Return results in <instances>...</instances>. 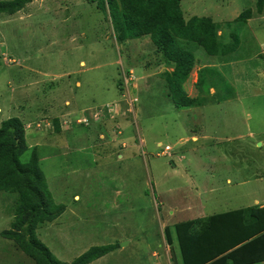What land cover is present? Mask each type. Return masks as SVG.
I'll use <instances>...</instances> for the list:
<instances>
[{
  "label": "rangeland",
  "instance_id": "1",
  "mask_svg": "<svg viewBox=\"0 0 264 264\" xmlns=\"http://www.w3.org/2000/svg\"><path fill=\"white\" fill-rule=\"evenodd\" d=\"M257 1L182 2L185 18H210L207 29L223 44L210 54L201 26L174 31L195 53L185 91L198 96L206 67L222 77L217 94L229 98L209 95L189 108L169 97L165 74L173 64L149 36L118 43L98 0H31L0 16V122H24L29 150L21 160L37 147L49 190L66 205L37 228L58 259L118 244L92 264H175L165 227L264 203V9ZM247 9L252 18L236 22ZM16 200L0 192V234L11 227ZM0 264L35 263L0 235Z\"/></svg>",
  "mask_w": 264,
  "mask_h": 264
},
{
  "label": "trees",
  "instance_id": "2",
  "mask_svg": "<svg viewBox=\"0 0 264 264\" xmlns=\"http://www.w3.org/2000/svg\"><path fill=\"white\" fill-rule=\"evenodd\" d=\"M184 0H98V7L108 17L118 43L149 36L152 43L173 64L165 78L169 97L181 108L207 104V96L217 97L220 103L229 98L218 95L222 77L214 69L202 68L195 86L198 96L187 95L184 84L190 78L196 59L194 51L183 44L174 31L188 33V28L201 26L199 40L207 53H213L222 42L216 32L207 29L211 19L193 16L185 18ZM31 0L0 1V16L22 11ZM264 0L257 1L262 14ZM252 9L242 12L236 22L246 24L252 18ZM191 30V29H190ZM211 42V44H210ZM0 55V65H1ZM215 93L211 94V89ZM214 101V100H212ZM206 102V103H205ZM61 131L59 119L54 121ZM29 150L26 127L19 117L0 122V192L16 195V206L11 227L1 236L11 240L35 264H91L114 251L118 244L92 246L71 262L58 259L38 237L39 225L52 222L66 210L57 203L47 178L40 166V155L35 147L26 162L21 157ZM165 239L171 247L175 264H259L264 262V206L260 204L214 213L178 222L164 229Z\"/></svg>",
  "mask_w": 264,
  "mask_h": 264
},
{
  "label": "crops",
  "instance_id": "3",
  "mask_svg": "<svg viewBox=\"0 0 264 264\" xmlns=\"http://www.w3.org/2000/svg\"><path fill=\"white\" fill-rule=\"evenodd\" d=\"M197 79H198V77H197ZM189 80V79H188ZM197 82V81H196ZM195 82V83H196ZM213 89V88H212ZM208 136V135H207ZM231 182V181H230ZM257 204H260L261 206H264V203H260V201L259 200H255V205H257ZM168 251V250H167ZM177 257H178V262H179V264H180V257L177 255ZM99 260V259H98ZM97 261V260H96ZM95 262V261H94ZM93 263V262H92ZM91 263V264H92ZM259 264H264V262L263 263H259Z\"/></svg>",
  "mask_w": 264,
  "mask_h": 264
}]
</instances>
